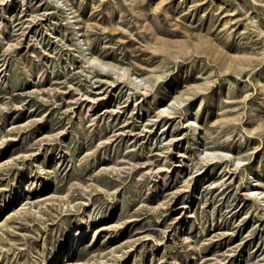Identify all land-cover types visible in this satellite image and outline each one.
I'll return each mask as SVG.
<instances>
[{
  "label": "rangeland",
  "instance_id": "374dc122",
  "mask_svg": "<svg viewBox=\"0 0 264 264\" xmlns=\"http://www.w3.org/2000/svg\"><path fill=\"white\" fill-rule=\"evenodd\" d=\"M61 1L0 0V264H264V0Z\"/></svg>",
  "mask_w": 264,
  "mask_h": 264
},
{
  "label": "bare ground",
  "instance_id": "6f19581e",
  "mask_svg": "<svg viewBox=\"0 0 264 264\" xmlns=\"http://www.w3.org/2000/svg\"><path fill=\"white\" fill-rule=\"evenodd\" d=\"M54 1L56 4L61 6V8H63V10H65V11L67 10L64 2H62L61 0H54ZM88 58L90 59V57H88ZM90 60H93V58H91ZM118 73L120 74L121 77H124V76L131 77L132 84L137 83V84H142V85L145 84L146 85V83H147V81L142 80L141 78H139L137 76H132V74H128L126 69H121V70H119ZM181 103H182V101L174 99V100L170 101L169 104L163 106V109H160V112H165L166 110H170L173 107L180 106ZM263 103H264V93L260 99V104L262 105ZM186 112L188 113V111H186ZM191 123H192V125H191V136L196 141V143L201 142V134H200V130H199V125L195 124L194 122H191ZM199 154L201 156H203L205 158V160H213L217 157L219 158L221 155L227 156V157H229V155H230L228 152L217 151L215 149H205V148ZM240 162L241 161L239 159L235 160L236 165L240 164ZM257 174H258V171H256V170H253L247 174L249 179H250L248 181V184H247V186H248L247 192L249 195H251L253 198H255V200H257L260 203V205L262 206V208L264 209V187H263L262 182L257 179V177H256Z\"/></svg>",
  "mask_w": 264,
  "mask_h": 264
}]
</instances>
